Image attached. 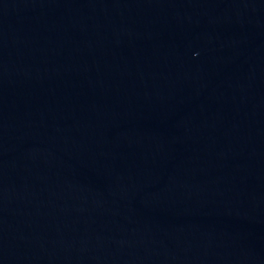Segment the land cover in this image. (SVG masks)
Here are the masks:
<instances>
[{
	"label": "water",
	"instance_id": "obj_1",
	"mask_svg": "<svg viewBox=\"0 0 264 264\" xmlns=\"http://www.w3.org/2000/svg\"><path fill=\"white\" fill-rule=\"evenodd\" d=\"M0 264H264V0H0Z\"/></svg>",
	"mask_w": 264,
	"mask_h": 264
}]
</instances>
